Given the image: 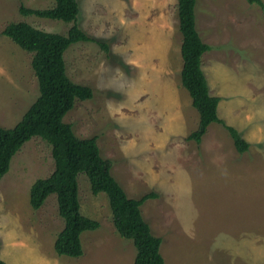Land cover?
<instances>
[{"label": "rangeland", "instance_id": "obj_1", "mask_svg": "<svg viewBox=\"0 0 264 264\" xmlns=\"http://www.w3.org/2000/svg\"><path fill=\"white\" fill-rule=\"evenodd\" d=\"M197 0L196 26L210 50L201 58L217 116L248 147L238 153L228 130L211 123L201 141L187 140L199 115L180 83L177 0H78L76 24L102 41L64 52L67 76L93 96L75 100L63 117L79 138H96L112 177L129 198L154 192L140 206L161 239L165 264H264V0ZM53 0H0V126L13 127L38 96L33 53L1 34L24 21L66 34L72 22L22 16ZM50 145L25 142L0 179V258L6 264H134L131 240L118 235L108 199L77 175L79 211L98 221L80 234L82 254H57L63 228L55 194L39 209L29 189L53 170Z\"/></svg>", "mask_w": 264, "mask_h": 264}, {"label": "trees", "instance_id": "obj_2", "mask_svg": "<svg viewBox=\"0 0 264 264\" xmlns=\"http://www.w3.org/2000/svg\"><path fill=\"white\" fill-rule=\"evenodd\" d=\"M53 1L54 5L50 8L32 9L21 5L18 11L22 16L72 22L66 34L45 32L24 21L11 22L1 32L22 50L33 53L30 64L37 79L38 96L13 127L0 126V179L8 171L11 158L21 146L33 136L40 137L51 147L54 167L47 177L36 179L30 186L29 204L37 210L49 194H55L64 226L54 240V251L59 255L79 257L82 254L80 234L99 226L98 221L83 216L79 211L76 178L79 173H84L92 194L102 192L106 195L118 235L131 240L135 248L134 264H165L159 253L161 239L151 233L140 211L143 202L157 195L150 192L137 199L127 197L111 175V161L100 156L96 138L77 137L72 125L63 121L75 100H88L93 96L89 86L74 83L67 76L64 52L77 42H95L106 52L107 46L86 34L75 23L79 13L78 0ZM246 1L263 5L261 0ZM196 2L177 0L178 29L182 37L180 83L199 115L196 129L186 139L199 143L209 124L218 123L228 130L236 151L242 153L248 143L235 128L225 125L218 118L219 97L209 93L201 69L202 55L211 47L198 33ZM0 264L6 263L0 258Z\"/></svg>", "mask_w": 264, "mask_h": 264}]
</instances>
